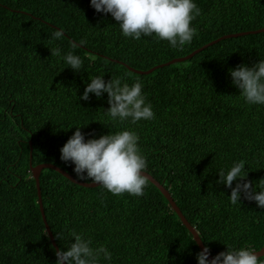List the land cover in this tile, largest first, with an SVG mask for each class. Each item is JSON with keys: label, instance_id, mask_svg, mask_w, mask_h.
<instances>
[{"label": "trees", "instance_id": "trees-1", "mask_svg": "<svg viewBox=\"0 0 264 264\" xmlns=\"http://www.w3.org/2000/svg\"><path fill=\"white\" fill-rule=\"evenodd\" d=\"M195 3L201 9L191 22L197 35L175 49L166 40L123 37L110 14L96 12L89 0H0V264H54L70 231L104 244L111 264H196L200 249L192 233L149 180L140 197L113 195L43 168L42 204L56 249L30 161L52 163L76 177L73 166L60 161L59 149L77 126L96 137L135 130L147 172L169 190L212 255L225 251V243L264 246V209L244 199L229 204L230 189L216 183L219 168L241 159L247 181L264 182V105L245 104L227 75L229 68L264 59V31L223 38L166 64L223 35L263 28L264 0ZM58 29L62 38L52 40ZM69 42L83 60L80 72L51 56L50 48L63 54ZM160 64L150 73L129 68ZM95 75L140 80L154 118L116 123L104 114L106 93L81 100Z\"/></svg>", "mask_w": 264, "mask_h": 264}, {"label": "clouds", "instance_id": "clouds-1", "mask_svg": "<svg viewBox=\"0 0 264 264\" xmlns=\"http://www.w3.org/2000/svg\"><path fill=\"white\" fill-rule=\"evenodd\" d=\"M89 3L96 12L110 14L125 38L151 37L166 40L169 47L181 49L197 35L191 22L201 14V9L195 0H89ZM62 36L63 29L51 33L52 40ZM83 43L81 40L80 44ZM76 47V43L69 42V48L63 54L59 47H52L51 56L58 57L74 72H80L83 60L74 53ZM227 75L245 104L264 105V59L251 66L242 63L229 68ZM142 88L140 80L129 84L121 76L105 80L104 75H95L89 76L79 98L87 101L92 94L99 99L106 93L108 108L104 109V114L113 122L127 121L135 125L154 118L152 104L147 101ZM81 127H75L59 149L60 161L73 166L78 180L98 182V187L113 195L126 192L130 196H142L149 178L137 132L123 128L96 137L93 133L82 132ZM217 173L216 183L230 189L229 204L240 205L244 199L254 201L257 208L264 209V182L253 186L247 181L243 159L233 161L226 169L219 168ZM57 235L60 238V234ZM69 235L71 239L66 250L55 251L54 264H111L112 253L104 244L94 245L91 237L83 232L70 231ZM224 245L226 250L214 255L205 245L195 253L196 264H264V259L257 257V250L251 245Z\"/></svg>", "mask_w": 264, "mask_h": 264}, {"label": "water", "instance_id": "water-1", "mask_svg": "<svg viewBox=\"0 0 264 264\" xmlns=\"http://www.w3.org/2000/svg\"><path fill=\"white\" fill-rule=\"evenodd\" d=\"M264 31V27L258 30H254V31H243V32H238V33H232V34H227V35H223L217 39H214L212 41H210L209 43L205 44L204 46L194 50L193 52H191L190 54L184 56V57H179V58H175L170 60L169 62H167L166 64H172L175 62H180V61H184L190 57H192L193 55H195L196 53H198L199 51H201L203 48L207 47L208 45H211L213 43H216L217 41L223 39V38H227V37H232V36H239V35H244V34H249V33H256V32H263ZM164 64H160L158 66L152 67L149 70L146 71H142V70H137L134 68L129 67L131 70L137 72V73H150L152 72L155 68L157 67H161ZM43 168H52L56 171H58L59 173H61L63 176H65L67 179H69L71 182H74L76 184L82 185L84 187H97L98 186V182L96 184H93L92 182H85V181H81L78 180L76 177H74L72 174L68 173L67 171H65L63 168L56 166L52 163H41V164H37V165H33L30 161V169L32 172V175L36 181V187H37V193H38V199H39V204H40V210H41V214L43 217V221L45 223V228L48 232V235L50 237V240L52 242V244L57 248V245L55 243L53 234L50 230V226L47 223L46 220V216H45V212H44V208H43V204H42V197H41V189H40V181H39V177H40V173L42 171ZM148 173V172H147ZM148 180L150 182H152L160 191L161 193L166 197V199L169 201L171 208L177 213V215L179 216V218L181 219V222L186 226V228L192 233L193 235V239L195 240V242L197 243L199 249L201 250L205 245L203 244L197 230L195 229V227L193 225H191V223L187 220V218L183 215L182 211L180 210V208L177 206L174 198L172 197L171 193L169 192V190H167L161 183H159L151 174L148 173ZM257 257L260 256H264V246L257 250L256 253ZM210 258V257H209Z\"/></svg>", "mask_w": 264, "mask_h": 264}]
</instances>
